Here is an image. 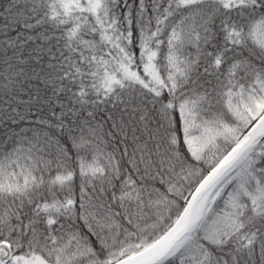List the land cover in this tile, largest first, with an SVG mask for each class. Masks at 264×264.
Returning a JSON list of instances; mask_svg holds the SVG:
<instances>
[{
    "label": "snow or ice",
    "instance_id": "1",
    "mask_svg": "<svg viewBox=\"0 0 264 264\" xmlns=\"http://www.w3.org/2000/svg\"><path fill=\"white\" fill-rule=\"evenodd\" d=\"M0 264H264V0H0Z\"/></svg>",
    "mask_w": 264,
    "mask_h": 264
}]
</instances>
